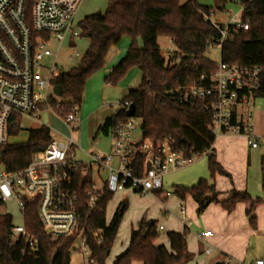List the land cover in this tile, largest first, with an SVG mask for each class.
Masks as SVG:
<instances>
[{
	"label": "trees",
	"instance_id": "obj_1",
	"mask_svg": "<svg viewBox=\"0 0 264 264\" xmlns=\"http://www.w3.org/2000/svg\"><path fill=\"white\" fill-rule=\"evenodd\" d=\"M229 1L218 0L213 8L202 6L197 0H189L185 4H181L180 0H107L104 13L92 14L78 24L80 39L88 40L89 45L76 67L54 80V85L61 87V99L52 103L54 109L58 105L67 113L74 107L80 108L87 83L104 69L109 50L118 46L124 38H129L126 55L104 82L116 87L130 71L142 73L141 84L130 88L119 102L120 108L126 104L133 106L132 117L141 121L142 140L163 143L171 139L173 150L183 151L186 156L202 155L213 150L216 138L210 132L212 111L205 110L199 103L191 106L181 102L175 90L198 84L202 77L206 78L207 83L217 71L218 64L206 54L213 43L220 42L221 35L205 16L224 12ZM236 1L245 7L244 19L249 20V29L227 37L221 47V62L230 66L259 67L258 96L264 97V0ZM160 38H167L175 49L168 59L161 54ZM71 46L75 47L76 44L72 43ZM127 117L125 112H120L107 119L100 131L107 135ZM20 131L17 128L12 134L16 136ZM51 141L48 127L32 129L26 142L0 147V165L8 171L23 169L34 154L45 149ZM140 145L132 163L135 175L142 173L144 154ZM260 166L264 192V154ZM208 167L212 182L200 179L191 187L176 186L175 195L181 200L191 196L198 205L199 214L213 203L220 204L228 213H232L237 204L244 203L247 205L249 222L256 226L255 211L262 200L233 190L228 199L220 202L214 180L217 174L224 175L226 172L217 162L215 154L208 157ZM82 170L80 168L70 173L68 188L79 195L82 216L87 220L86 240L95 264H107L129 204L122 202L110 224H107L106 210L113 194L104 189L97 195L96 205L88 214L89 197L86 193L92 189L94 178L92 171L83 175ZM12 224V216L0 214V264H71L75 237L54 239L48 236L35 203L27 204L24 225L38 239L37 250H25L23 242L10 243ZM155 226V223L142 220L138 228L132 231L128 248L116 258L114 264H187L188 231L170 232L169 245L157 246L155 243L160 233ZM99 238L101 243H98Z\"/></svg>",
	"mask_w": 264,
	"mask_h": 264
},
{
	"label": "built area",
	"instance_id": "obj_2",
	"mask_svg": "<svg viewBox=\"0 0 264 264\" xmlns=\"http://www.w3.org/2000/svg\"><path fill=\"white\" fill-rule=\"evenodd\" d=\"M84 1L0 0V147L10 144L13 130H22V119L38 122L45 111L60 119L69 132L66 140L52 139L23 169L8 171L0 165V206L15 203L23 216L22 225L12 224L10 228L11 244L23 242L25 250H37L38 239L24 225L26 206L35 203L46 234L54 239L74 236L73 251L82 255L83 264H95L86 240L87 220L82 216L79 195L68 188L70 173L80 168L83 175L96 170L100 180L101 174H106L102 188H98L93 180L92 189L86 193L89 214L96 205L97 195L104 189L113 195L129 189L140 195L152 194L162 189L166 175L215 152L208 150L202 155L186 156L183 151L173 150L171 139L163 143L135 141L136 120L132 117L131 106L126 104L122 108L127 119L110 131L111 151L91 153L86 163L76 159V150L81 149L74 139V134L81 130L79 108L74 107L67 113L58 105L54 109L52 103L58 96L54 93L56 85L53 82L60 75L57 73L61 49L80 39L79 26L74 29V23ZM230 5L238 9L232 11ZM244 10L239 1L230 0L222 12L229 17L226 24L214 13L205 16L221 35L220 42L213 43V47L221 48L229 35L249 29ZM51 41L59 43L57 52L47 46ZM71 54L68 56L70 62L83 55L80 52ZM49 58L54 59L50 69L44 63ZM260 75L259 67L230 66L220 61L207 83L202 77L198 84L182 86L175 93L183 103L191 106L199 103L205 110L212 111L210 132L215 138L241 136L252 148H258L260 138L255 133L253 109L257 101L264 104V97L258 96ZM116 106L120 108L119 103ZM139 144L144 159L142 173L135 175L132 163ZM180 209L185 219L186 209L183 206ZM184 223L187 229L193 224L186 220ZM160 231H164L163 226L159 227ZM209 235L210 232H202L200 237ZM204 254H212L208 245ZM256 264L264 263L259 260Z\"/></svg>",
	"mask_w": 264,
	"mask_h": 264
},
{
	"label": "rangeland",
	"instance_id": "obj_3",
	"mask_svg": "<svg viewBox=\"0 0 264 264\" xmlns=\"http://www.w3.org/2000/svg\"><path fill=\"white\" fill-rule=\"evenodd\" d=\"M189 0H180L181 4H185ZM197 2L206 7H213L215 8L218 4V0H197ZM107 7V0H85L82 4L77 17L74 23V29L78 27L80 21L84 18L95 14V13H104ZM229 8L232 11H236L238 8L234 5H230ZM216 18L220 19L222 23H227L229 17L224 13H217ZM160 46L163 53L166 54V59L173 56V52L175 49L172 43L167 38H160ZM47 46L57 52L59 50V43L56 41H51L47 44ZM88 42L86 40H82L76 43L75 47L72 46H64L60 51V57L58 59V66L59 70L57 74L67 73L80 61L77 59L75 61H68V56L72 55L71 53L80 52L84 53L87 50ZM206 56L215 64H218L221 61V48L220 47H210L207 51ZM47 68H52L54 59L49 58L44 61ZM105 68V67H104ZM101 73V71H100ZM99 74L97 73L94 77H92L86 86L85 93L93 89L95 90L98 88V85L101 84V81L104 82V78H98ZM126 79V78H125ZM105 83V82H104ZM138 84V82H137ZM122 95V94H121ZM85 96V94H84ZM91 97L83 100L80 108H79V116L82 118V126L80 130V146L81 149L76 150V159L81 162H88L89 157L87 152L89 149L94 147L96 142H100L101 140L105 139L104 135L99 133L97 139H93L95 133L99 132L100 127L102 126L103 120L102 115L103 111H99L98 115L95 118L84 117V114L87 109L91 107L92 101L95 98L94 96L90 95ZM58 101L61 99L60 97L56 98ZM120 101V97L118 100H111V106L116 105ZM254 116H253V124L255 126V131L258 137L260 138L261 148L256 151L259 156V164L256 167L259 171V174L262 179L261 174V157L260 155L264 154V104L262 101H257L255 108L253 109ZM62 121L54 116L51 112L45 111L41 114V119L38 122L34 121H27L26 118L22 119V130L16 136H12L9 140L10 144L22 143L26 142L29 137L30 130L40 124L46 125L51 129V137L53 140H60V139H67L69 136L67 131H63V125L61 124ZM95 123L97 124V130L94 128ZM141 121L136 120L137 131L134 133V140L137 142L141 141L142 134L140 130ZM93 130V131H92ZM93 132L94 135H93ZM231 138V139H230ZM232 138H241L242 141H238L241 139H235V143H243L245 137L241 136H233V135H225V136H218L216 138V144L223 140H233ZM246 139V138H245ZM247 140V139H246ZM245 140V141H246ZM104 141V140H103ZM106 142V140L104 141ZM83 149V150H82ZM243 160V161H242ZM239 159L237 165L239 167H243L244 169L249 168L250 170V183H253L254 180V172L252 167L250 166V162L248 157H244L243 159ZM240 161V162H239ZM226 172V171H225ZM240 173V172H239ZM226 174H228L226 172ZM226 174H217L216 178H224V184L220 187L225 191L228 189L236 188L234 182L231 181V176L228 177ZM105 173L101 174V180L97 176L96 170L93 172L94 182L97 184L98 188L103 187V181L105 180ZM236 177L237 174H236ZM200 179L211 181V175L208 167V158L206 156H202L195 161V163L185 169L178 170L175 172H171L164 177L163 180V195H159L158 197L155 195H140L132 190H126L132 192L131 195L128 197L129 209L125 213L123 220L120 225V230L117 234L116 240L114 242V246L112 249V256L117 255L120 253V250L124 247V245L128 242V237H130V232L132 228L137 229L139 223L144 220L147 223H155V227L157 231H159V227L163 225L165 227V231H160V236L163 238H167L168 232H179L184 227V221L194 220L195 224L199 221L200 215L198 214L197 210L198 207L195 209V217L191 216V205H194V201L191 196L187 198L188 201L182 202L187 210V218L185 219L180 213V206L181 202H179L175 195V187L176 186H185L191 187L195 185ZM214 180V183H215ZM235 181V180H234ZM212 182V181H211ZM242 192V191H240ZM246 192V191H243ZM125 192L116 193L110 203L107 206L106 210V219L110 223L114 217V214L117 211L118 206L121 204L120 199L123 195H127ZM248 193V191L246 192ZM258 196H255L254 199H261L258 206V210H256V215L258 216L259 211L262 212L257 217V224L256 226L251 225L249 219L246 217L244 203H239L236 205L235 210L229 215L225 211V217L218 220V224H220V235L216 242H208V246L212 249V254L210 256H206L204 252L200 254L199 252L189 253L188 264H256L257 261L261 260L264 263V226H262V230H259V224L262 221L264 224V193L263 190ZM168 196V197H167ZM165 197H167V201H165ZM190 204V205H189ZM214 205H220L215 204ZM196 205V204H195ZM221 206V205H220ZM260 207V208H259ZM262 210V211H261ZM0 214H9L12 216L13 225L19 226L23 224V216L20 209L17 207L15 203H7L3 206H0ZM197 218V222L196 219ZM170 229V230H169ZM194 229V228H193ZM192 229V231H193ZM193 233H189L187 237L193 236ZM158 241V240H157ZM156 241V242H157ZM163 243H165L163 241ZM156 244V243H155ZM162 245V244H156ZM78 248V244L75 246V249ZM196 251V250H195ZM198 251V250H197ZM195 258V260H193ZM71 264H83L82 255L79 253L72 251L71 254ZM135 264H141L139 262Z\"/></svg>",
	"mask_w": 264,
	"mask_h": 264
},
{
	"label": "crops",
	"instance_id": "obj_4",
	"mask_svg": "<svg viewBox=\"0 0 264 264\" xmlns=\"http://www.w3.org/2000/svg\"><path fill=\"white\" fill-rule=\"evenodd\" d=\"M82 40H85V39H79L78 42H80ZM159 40H158V44L160 46V41ZM86 41L88 42V40H86ZM88 45H89V42H88ZM129 45H130L129 38H124L118 46H114V47H112L109 50V52L107 54V57H106V60H105V68L101 71V73L100 72L98 73L99 74V76H97L98 78H104L105 79L111 73L112 69L126 55L128 49H129ZM160 49H161V46H160ZM161 54L164 57H166V54L163 53L162 50H161ZM141 81H142V73L140 71H138V70L130 71L128 76L126 77V79L124 81H122L116 87L107 85V84H105L104 82L101 81V84L98 85V88H96L95 90L90 89V90H88L85 93L84 99H85V97L87 99H89L91 97L90 95L94 96L95 98L92 101L91 107L86 110V112L84 114V117L95 118L98 115L99 111H103V110L105 111V110H108V109L117 110L118 108H117L116 105L126 96L128 90L130 88L138 87L141 84ZM137 82H138V84H137ZM119 97H120V101L118 103H116L115 107L111 106L110 105L111 104L110 103L111 100H115L116 101V100H118ZM79 117H80L81 126H82V118H81V116H79ZM27 121H31V120L27 119ZM61 124L63 125V131L64 132L67 131V129H66L65 125L63 124V122ZM104 124H105V122L103 121L102 126ZM41 126H46V125L40 124L39 126L35 127L34 129H36L38 127H41ZM94 126H95L94 128H96L95 130H97V124L96 123H95ZM46 127H48V126H46ZM48 128L50 129V127H48ZM50 131H51V129H50ZM110 131L111 130H109L107 135L102 133L100 131V129H99L98 133L97 132L96 133L93 132V135L95 133V136H93L94 140L97 139L99 133L101 132V134L104 135V137H105V139H103V140L104 141L106 140V142H104L103 140H101L100 142H96L94 144V147H92L91 149L88 150V152H87L88 157H89V155L91 153H108V152L111 151V149H112V137H111ZM255 133H256V131H255ZM68 134H69V132H68ZM74 139L80 145V139H81L80 132L74 134ZM232 139L233 140H228V139L227 140H223L221 142V144L219 143L218 145L215 142L214 146H213V150L215 152L217 162L220 164V166L223 168V170L228 173L227 176L228 177L231 176L230 178H231L232 183L234 182V185H236L235 186L236 188L228 189V191H225L220 186L222 184H224V181H227V180H224V178H216L214 185H215L216 191L219 193L218 199H219L220 202H223L226 199H228V197L230 196V194H231V192L233 190H236L238 192H240V191H242V192L246 191L247 192L248 191V194L253 199L255 198V196H258L257 194H259L263 190L262 189V179H261V176H260V174L258 172L259 170L256 168V167H258V164H259V156L256 153V151L261 148V142H260V146L258 148H252L249 145L248 140H246L245 138L243 140L244 141L243 143H241V142L235 143V139H241V138H232ZM141 140H142V138H141ZM238 141H242V139L238 140ZM262 155H260V157H262ZM245 156L248 157V160L250 162V166L252 167L253 172H254V180H253L252 184L250 183V178L251 177H250L249 168L244 169L243 167H239L237 165L238 160L239 159L242 160ZM236 174H237L238 177H236ZM122 192H125L127 195H123V197L120 199V203H122V202H127L128 203V197L127 196L131 195L132 192H130V191H122ZM160 194L161 195L164 194L162 189L155 191L151 195H155V196L158 197ZM167 197H165V201H167V199H166ZM188 197L189 196H187L185 198V200H181L178 197L176 199L179 202H181L179 205H181V206H183L185 208V206L183 205L182 202L188 201L187 200ZM194 203L196 205L195 204L191 205V207H192L191 208V216L195 217V209L198 207V205H197V203L195 201H194ZM258 206H257L256 210H258ZM245 208H246L245 209V212H246L247 205H246ZM260 213H262V212L259 211L258 216H259ZM230 214L231 213H229V215ZM255 214H256V211H255ZM199 215H200L199 221L197 222V218L195 219L196 222H197L196 224H195L194 220H192V221L188 220V221H191L193 223L192 226L190 228H188V229L186 228V226H184V227H182V230H180L179 232H176V233H183L184 231L187 230L188 234L189 233H193L192 234L193 236L186 237L187 253L188 254L189 253L191 254L193 252H195V253L199 252L201 254L202 251L204 252L205 247L207 245H209L207 241H209V242L211 241V242L214 243V242H216L218 240V237H219L220 232H221L220 224H218V220L225 217V210L220 205L211 204V205H209L207 207V209L203 213H201ZM246 217H247V215H246ZM186 218H187V210H186ZM106 221H107V224H110L107 219H106ZM161 226H163V225H161ZM262 226H264V224L261 221L260 224H259V230L260 231L263 228ZM192 229H193V231H192ZM119 230H120V227H119ZM132 230H134V228H132L131 231ZM165 230L166 229L164 227V231ZM172 232H175V231H172ZM202 232H210V235L205 237V238H201L200 234ZM131 233L132 232H130V237H131ZM168 233H170V232H168ZM168 233H167V238H163V237L160 236V238L158 239L156 244H162V245L168 246L169 245ZM130 237H128V242L120 250V253H118L117 255L112 256V251H111L109 258L107 259V264H114L116 258L128 248L129 243H130ZM163 241L165 243H163ZM193 260H195V258Z\"/></svg>",
	"mask_w": 264,
	"mask_h": 264
},
{
	"label": "water",
	"instance_id": "obj_5",
	"mask_svg": "<svg viewBox=\"0 0 264 264\" xmlns=\"http://www.w3.org/2000/svg\"><path fill=\"white\" fill-rule=\"evenodd\" d=\"M54 93H55L56 96L61 97V87L58 86V85H56L54 87ZM130 110H131L132 113H134L133 106H131V109ZM122 111H123V108H118L117 110H113V109L105 110L103 112L102 119H103L104 122H106L107 119H110L112 117H115L116 115H118ZM147 232H148V229L145 231L144 235H146Z\"/></svg>",
	"mask_w": 264,
	"mask_h": 264
}]
</instances>
